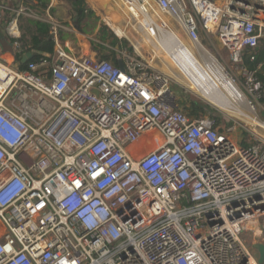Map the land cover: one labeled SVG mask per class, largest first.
I'll return each instance as SVG.
<instances>
[{
    "label": "built area",
    "instance_id": "built-area-1",
    "mask_svg": "<svg viewBox=\"0 0 264 264\" xmlns=\"http://www.w3.org/2000/svg\"><path fill=\"white\" fill-rule=\"evenodd\" d=\"M122 3L151 36L167 26L158 12L194 42L215 33L260 99L243 51L264 35V0ZM44 19L49 60H0V264H258L241 234L264 224V122L240 144L235 125L190 118L148 62L75 56ZM7 31L19 37L16 20ZM146 137L157 147L138 157Z\"/></svg>",
    "mask_w": 264,
    "mask_h": 264
},
{
    "label": "rangeland",
    "instance_id": "rangeland-1",
    "mask_svg": "<svg viewBox=\"0 0 264 264\" xmlns=\"http://www.w3.org/2000/svg\"><path fill=\"white\" fill-rule=\"evenodd\" d=\"M113 2L117 4L116 7L118 10L121 9V7L123 8L121 9V18H116L117 21L118 19H121L120 21H122V24L116 25L124 30V33L121 36H118L115 32L114 33L118 37L125 38L129 41V43L133 47L132 55L143 59L152 67L158 69L171 78L169 86L180 106H183V101H188L190 99L198 101L199 103H205L209 105V107L215 109L220 113L219 124H221L223 128H226L227 126L232 124L236 126L235 133L231 136H234L236 138V136L238 135V140L241 142L240 144H246V142L249 141L250 136L245 130L255 129L258 132H262L261 128H259L255 123L264 122V91L260 99H258L257 101H253L251 99V97L246 93L245 89L242 86L243 79L241 74L239 73L238 69L234 67V64L230 62V55L222 47L215 33L209 34L204 33L202 30H200L197 42H199L213 57L217 59V61L223 66L228 75L234 80L237 87L245 94L247 101H251L254 105L251 110L240 107L230 100V96L226 92L221 90L226 99L233 103L236 109L241 110L243 114L235 110L227 111L216 108L209 102L202 99L193 90L185 86L186 84L180 79V76L178 75L176 70L171 69L166 52L164 51L160 43L157 42L161 37L158 35L156 39H154L153 36L149 35V33L145 30L143 23H141L140 18L143 17L141 15L138 16L139 18L136 17L137 19L133 17L132 14L127 10V8L123 6L121 0H113ZM158 14L160 15V18H162L167 23V26L165 28L160 29L175 32L179 36L178 38H181L197 56L198 51L195 46V42L188 38L187 34L179 25V23L173 17L167 14H160L159 12ZM102 15H106V13ZM90 38H93V35H91ZM123 51L128 52L127 50ZM73 55L76 56V54ZM82 55L88 54H82L81 52L77 54V56ZM12 66L15 67V65L13 64ZM207 82L211 84L212 88H215L212 85L215 82L214 79L209 77V80ZM248 105L250 106L249 103ZM156 147L157 144L149 140L147 137L131 146V148L137 150L136 153L138 157L146 155L147 153L153 151ZM246 225V229L241 234L242 242L245 247L254 255V257L258 258V252L256 249L252 248V245L254 243L264 244V224L260 220L256 222L250 221Z\"/></svg>",
    "mask_w": 264,
    "mask_h": 264
},
{
    "label": "trees",
    "instance_id": "trees-1",
    "mask_svg": "<svg viewBox=\"0 0 264 264\" xmlns=\"http://www.w3.org/2000/svg\"><path fill=\"white\" fill-rule=\"evenodd\" d=\"M70 3L76 14L75 19L79 28L84 33L93 34L89 44L96 58L106 59L118 65L121 51L127 50L130 54L133 53V47L127 39L118 37L104 22L98 23V17L87 6L85 0H70ZM48 5L49 0H4V8L0 15V33H4L12 43L19 70L25 69L30 62L41 59L49 60V56L54 53L52 25L44 19ZM19 8H23V12H19ZM13 20H16L20 33L18 38L10 36L7 31L8 25ZM58 35L61 37V31H58ZM27 52H31L32 56L22 62V57ZM243 58L244 65L256 72L264 86V35L259 39L256 47L243 51ZM258 64H263V66L258 68ZM182 107L190 118L208 115L219 123L220 113L205 103L190 99L183 101Z\"/></svg>",
    "mask_w": 264,
    "mask_h": 264
},
{
    "label": "crops",
    "instance_id": "crops-1",
    "mask_svg": "<svg viewBox=\"0 0 264 264\" xmlns=\"http://www.w3.org/2000/svg\"><path fill=\"white\" fill-rule=\"evenodd\" d=\"M87 6L94 12L95 16L98 17V23L104 22L106 25H108L114 32L115 28L112 25V22L114 25L116 24H122V21L118 19L117 17L121 18V9H117V4L113 2V0H85ZM122 2V0H121ZM0 5L4 6V0H0ZM2 8L0 6V15L2 12ZM106 13V15H102ZM45 17L49 19L52 23H58L60 25L59 32L61 31V37L58 35L59 42L61 45L65 47V49L70 52L71 54H88L91 56H95V53L90 50V36L93 34H87L84 33L79 27V25L76 22V14L74 12V9L70 3V0H49L48 8L45 12ZM49 17V18H48ZM78 26V28L76 27ZM172 33H175L173 31H170ZM119 36V35H118ZM121 36V35H120ZM179 36L176 34V40L182 42L184 45V50L171 61V64L184 69L190 74L191 77H193L196 80H202L204 84L208 86L209 89H215L218 88L220 90V93L222 94V91L216 82H214L212 85L215 88L211 87V84L207 82L209 78L202 79L190 66L186 65L184 63L183 57L186 54H192L193 51L191 48L181 39L178 38ZM202 46V45H201ZM55 48V47H54ZM197 48L198 54L195 57L199 59V61H204V58L200 54L199 48ZM47 56H49L47 54ZM0 58L1 60L13 64L17 67V62L15 60V49L12 45V43L8 40L7 36L4 33H0ZM215 58V57H214ZM216 59V58H215ZM217 60V59H216ZM219 63V62H218ZM221 65V64H220ZM211 78V77H210ZM190 89V88H189ZM195 92V91H194ZM196 93V92H195ZM202 99L209 102L216 108H218L216 105H214L211 101L206 99L205 97L201 96L197 93ZM220 109V108H219Z\"/></svg>",
    "mask_w": 264,
    "mask_h": 264
},
{
    "label": "bare ground",
    "instance_id": "bare-ground-1",
    "mask_svg": "<svg viewBox=\"0 0 264 264\" xmlns=\"http://www.w3.org/2000/svg\"><path fill=\"white\" fill-rule=\"evenodd\" d=\"M140 19L141 23L145 25L146 19ZM113 27L115 28V33L117 35L120 36L124 33V30L119 26L113 24ZM157 32L158 33L154 34L153 38L156 39L158 35L161 37H158L159 39L157 42L160 43L166 52L171 69L176 70L180 79L186 84L185 86L208 99L221 110H235L243 114L241 110L236 109L234 104L226 99L225 95L220 93L218 88L209 89L202 80L194 79L186 70L171 64V61L184 50V45L182 42L176 40V33L160 29L159 27ZM195 46L199 48L200 54L204 58L205 63L202 60L199 61L195 55L189 53L183 57L184 63L190 66L202 79L209 77L214 79L220 89L226 92L230 96V100L236 105L251 110L252 108L248 105L245 94L237 87L236 83L224 70L223 66L220 65V63H218V61L203 46H201L199 42L195 41Z\"/></svg>",
    "mask_w": 264,
    "mask_h": 264
},
{
    "label": "water",
    "instance_id": "water-1",
    "mask_svg": "<svg viewBox=\"0 0 264 264\" xmlns=\"http://www.w3.org/2000/svg\"><path fill=\"white\" fill-rule=\"evenodd\" d=\"M76 27L78 28L77 25H76ZM31 56H32L31 52L25 53L22 57V62H25ZM118 66L120 69H123V63H122L121 59H119V61H118ZM252 248L256 249L258 252V258H257L258 264H264V244L263 243H254L252 245Z\"/></svg>",
    "mask_w": 264,
    "mask_h": 264
}]
</instances>
